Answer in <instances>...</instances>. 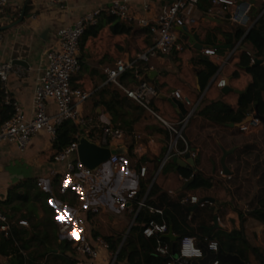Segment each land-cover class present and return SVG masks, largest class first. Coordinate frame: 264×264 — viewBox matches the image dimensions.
Here are the masks:
<instances>
[{"label": "crops", "instance_id": "crops-1", "mask_svg": "<svg viewBox=\"0 0 264 264\" xmlns=\"http://www.w3.org/2000/svg\"><path fill=\"white\" fill-rule=\"evenodd\" d=\"M113 1L115 0H57L52 3L50 0H12L11 4L5 8L4 13L0 16V63L12 62L16 59L24 61L28 65L27 68L13 66L14 70L10 73L7 81L10 97L19 104L26 117L32 114L31 99L34 84L45 63L41 55L44 46L54 40L55 33L59 28L71 25L87 11L108 7ZM124 1L135 20L123 23L116 18L118 22L132 28L131 34L121 41L124 43V50L121 54L114 60L113 57L116 55L107 47L98 46L97 49L89 45L84 50L87 57L81 61V65L85 64L87 67L83 76L91 96L83 106L82 116L90 122L87 126L79 127L75 136L77 134L84 135L91 142L100 145L103 127L108 124L120 127L124 133L122 141L110 144V146L119 145L123 148V155L119 157L127 167L129 174L125 176L112 170L109 163L101 165L97 170L101 173L102 181L85 202L81 195L79 179L67 173L63 163L56 164L52 161V155L56 153L53 142L48 135L41 132L32 138L24 152L18 151L10 143L0 146V203L6 201L9 190L13 188H18L20 194H23L27 187L31 189L32 196L37 191L48 195V205L54 210L53 223L58 229V240L51 239L50 235L49 242L52 248L44 258L38 259V262L40 264H60L63 253L57 246L63 239L72 241L71 236L60 232L62 224L77 218L91 239L101 237L105 241L106 239H112L113 242L119 240V248L135 225L137 213L144 206L139 207V203L143 202L149 189L157 181L161 192H166L170 199H177L179 195L183 194L185 197L196 196L200 201L207 199L208 205L215 208L214 215L216 213L220 219V224H217L218 229H212L213 218L210 230L226 232L234 229L243 230L251 245L252 237L261 245L262 249L260 250L264 257V227L249 215L250 199L260 191V186L264 187L263 171L254 173L255 165L252 164L244 175L245 180H250L252 183L251 187L244 184L240 190L243 194L248 193L246 190L250 191L248 200L237 199L233 188L228 184L233 175L230 171L228 174L225 173L221 166L222 145H220L219 139L225 131L222 127L209 123L204 117L193 115L182 131L183 139L186 136L191 146L189 151L194 154V156L190 155L189 158H186L185 154L179 155L174 149L169 151L173 135L155 115L148 113L125 97L114 86L106 83L103 70L112 66L124 51L129 50L130 54L134 56L137 49H145L142 44H146L150 38L148 35H142L143 29L147 28L141 27L139 20L145 19L149 25L153 24L162 6L170 2V0ZM209 2L210 0H198L193 11L194 16L199 19L204 17ZM106 15L108 16L103 13L99 18L101 27L104 29L107 28V24L102 19ZM235 27L226 18L201 19L194 28H186V31H183L182 28L178 29L179 38L184 45L183 51L165 58H152L147 64H139L143 74L147 76L149 84L158 92L157 98L151 105L153 112L158 117L172 124L181 119V110L177 105H174L171 97V92L176 89L189 96L196 110L217 100L235 106L237 100L235 93L245 90L251 81L248 74L241 72L240 79L234 80L230 77L226 79L228 83L225 87L231 90L226 93L222 92V89L208 91V87L201 91L198 76L199 71L203 68L199 63L202 57L214 58L221 63L220 68L225 66L230 70L235 69L228 61L225 62L231 49L240 41L234 46L228 44ZM194 35L198 37V40L193 38ZM242 46L252 49L245 43ZM207 48L214 49L215 56L201 54V50ZM150 72L153 73L150 74ZM221 75L222 73L218 75V79ZM215 79H217L216 76L211 81L214 82ZM121 82L131 85L133 83L131 73L121 77ZM109 85L118 92L117 99L109 93L102 94V91ZM110 100H113L112 111L102 103L103 101L110 102ZM49 109L53 112L55 108L49 106ZM184 141L186 143V139ZM181 142L185 147L184 142ZM177 146L176 150H178ZM141 167L146 168V174L143 177L139 175ZM177 168L189 171L190 176L186 178L182 174H178ZM164 170L165 173H163ZM198 173L205 178L221 181L228 187L230 193L221 189L218 191L203 189L194 192L188 191V184ZM145 183H147V191L136 205L134 202L137 194L124 204H115L116 193L124 194L132 190L139 192L141 185ZM202 196L204 198H201ZM42 202L40 200L32 202L36 209L34 221L40 223L45 218ZM191 205L194 210L200 208L197 204ZM92 208H97L99 212L93 213ZM148 211L152 214L162 213V210L152 207H149ZM25 213L26 211L22 209L15 214V218ZM23 228L29 229L30 224L28 223V227ZM35 229L42 231L43 228L39 225ZM169 232L171 231L168 229L166 236L171 241L173 238H177L174 233L169 237ZM37 244L33 241L32 247L25 254L38 250L35 247ZM70 254L69 256L75 259L73 251ZM106 257L107 253L103 252L94 264H106ZM0 263L10 264V259L0 255ZM116 264L128 263L117 261Z\"/></svg>", "mask_w": 264, "mask_h": 264}, {"label": "built area", "instance_id": "built-area-1", "mask_svg": "<svg viewBox=\"0 0 264 264\" xmlns=\"http://www.w3.org/2000/svg\"><path fill=\"white\" fill-rule=\"evenodd\" d=\"M12 0H0V16L4 13L6 7ZM55 3L57 0H50ZM198 4V0H170L162 6L159 15L153 24H148L145 19L139 20L141 27L148 28L151 35V44L145 49H137V53L132 56L128 51H124L115 63L106 67L103 72L106 76V83L111 84L117 90L122 92L125 97L132 100L139 107L150 114L155 115L173 135L169 151L175 150L179 155L190 152L182 137V131L193 116L196 107L190 101L188 95L176 89L171 92L173 100L179 102L185 113L181 119L175 123H168L158 117L152 110L151 105L157 98L158 92L148 82L144 80L143 70L139 64H147L152 58L169 57L176 52H181L184 45L181 42L178 29L182 27L194 28L200 20L226 18L236 27L244 29L245 34L251 29L257 20L264 23V0H210L209 6L201 19L194 16L193 11ZM258 4V13L252 18V9ZM106 13L117 18L120 22H132L134 16L130 12L127 3L124 0H115L108 7L95 8L79 16L71 25L59 28L54 40L46 44L42 49L41 55L44 58V66L40 69L33 88L32 94V114L29 117L23 113L19 104L12 100L7 88V81L10 73L13 72L11 62L0 63V88L2 90L1 103L13 108V114L0 124V146L3 144H13L20 152H24L28 144L37 134L43 132L49 136L53 142L56 136V129L65 121H71L78 127L87 126L90 120L82 116L84 104L89 100L91 93L79 88H73L71 78L81 67L80 42L82 35L87 27L95 26L99 17ZM130 46L131 43H130ZM246 52L254 62L252 49L241 45V40L231 49L225 62L229 61L235 51ZM201 54L206 56H215V50L212 48L202 49ZM131 73L133 83L125 85L121 82V77ZM220 71L216 73V77ZM218 89L226 86V79L220 77L216 84ZM49 106H54V111H50ZM263 122L256 117L255 112H251L248 117L238 125L239 131L243 135L258 133L262 128ZM85 137L77 134L75 140L60 152L52 155V161L56 164L63 163L65 171L77 177L80 181L81 195L86 202L97 185L102 181L101 173L95 169L91 170L84 167L77 156V147L79 139ZM124 133L118 126L107 125L102 128L100 146H110V144L122 141ZM88 139V138H87ZM181 140L185 147L183 151L176 150L177 142ZM113 146V145H112ZM194 156V154L190 153ZM109 164L112 170L127 176L129 171L118 155H112L109 158ZM146 168L141 167L139 175L144 176ZM137 194L132 190L124 194L116 193V205L124 204L130 201ZM181 204L190 203L204 207L209 204L206 201H200L196 196L189 199L183 198ZM143 202L139 203V207ZM93 213H98L97 208H92ZM217 224L220 219L217 217ZM19 226L28 227V222L21 220ZM10 224L8 219L0 213V233L8 235ZM60 232L71 236V249L75 256V264H94L98 261L103 252L107 253L106 264H116L117 254L122 244L116 252H110L107 241L101 237L91 239L82 223L77 218L65 222L60 227ZM168 228L165 223H157L154 220L149 221L142 229V235L146 238L154 236H166ZM215 244V247L212 245ZM218 243L211 240L207 246L202 249L196 245L195 239L190 236H184L179 241L178 253L175 258L168 259L166 264H192L193 261H201L206 253H210L212 258L201 264H220L218 257ZM199 250V255L195 254ZM156 252L161 257L169 254L167 245L159 244Z\"/></svg>", "mask_w": 264, "mask_h": 264}, {"label": "trees", "instance_id": "trees-1", "mask_svg": "<svg viewBox=\"0 0 264 264\" xmlns=\"http://www.w3.org/2000/svg\"><path fill=\"white\" fill-rule=\"evenodd\" d=\"M258 13V4H255L252 9V18H255ZM100 18V17H99ZM106 27H101V22L95 26L87 27L82 35L80 42V58L83 61L87 56L84 50L90 46L97 48L98 46L107 47L111 50L116 57L124 50L123 39L128 37L132 28L129 25L118 22L113 16H104ZM142 35L150 37L149 29H143ZM148 39L146 44H142L143 48H147L151 44ZM239 40L241 45L248 44L252 48L254 62L251 64V59L246 52L235 51L230 60L228 61L234 70L221 67V63L210 57H202L199 63L203 67L199 71V84L201 91L208 87V91L218 89L216 84L217 79L212 82L216 73L220 71L225 79H240L242 73L245 72L251 77L245 90L241 93H235L237 100L235 106H231L224 101H212L202 107L200 110H195L193 115L204 117L209 123L222 127L223 135H220V145H222L221 152L227 151L224 163L228 171L233 175L229 181V186L233 188V193L237 199L248 200V193L243 194L240 190L244 184L251 187L250 180H245V173L254 164V173L263 171L264 176V122L262 130L259 133L251 134L245 137L238 129V125L242 123L251 112L257 113L264 119V23L262 20H257L251 29L245 34L244 29L235 27L234 33L230 37L228 44L234 46ZM216 52V51H215ZM87 70L85 64H82L79 71L71 78V85L73 88H82L90 92L87 88L84 71ZM145 75V74H144ZM220 75V74H219ZM144 80L148 83L147 76ZM109 85L106 87L102 94L109 93L113 98H118V92L111 88ZM207 91V93H209ZM206 93V94H207ZM2 90L0 88V124L6 121L13 114V108L1 103ZM208 95V94H207ZM113 100L110 102L103 101L104 106L112 111ZM192 118V117H191ZM190 118V119H191ZM79 131V127L74 125L71 121H65L56 129V136L53 141V148L56 152L62 151L71 142L75 140L74 136ZM187 148L191 146L187 141ZM178 150L183 151L184 145L181 141L178 142ZM191 150V149H190ZM201 152V151H200ZM201 156V155H200ZM199 158L198 163H199ZM166 169V168H164ZM165 173V170L163 171ZM177 173L182 174L188 178L190 172L182 168H177ZM242 176H238V175ZM239 178V180H238ZM147 183L141 185V189L137 192L135 198V205L144 197L147 191ZM259 186V185H258ZM198 189L203 190H224L226 193L229 189L221 181H216L211 178H205L202 174H195L188 184L187 190L194 192ZM254 197L250 199L249 215L259 222L264 227V187H259ZM31 189L27 187L20 194L18 188L9 190L8 198L4 203H0V213H2L9 221L10 229L7 236L0 233V255L10 259V264H40L38 259L44 258L52 248L49 242V237L57 241V226L53 223L54 210L48 205V195L43 192H35L33 196L30 193ZM230 193V192H229ZM166 192H161L157 181L153 183L147 195L143 200V207L136 215L135 225L131 228L128 237L123 242L117 254V261H126L128 264H166V261L175 258L178 253L179 241L184 236H190L195 239V243L200 248L204 249L207 243L211 240H216L218 243V255L221 256H237L244 264H250L251 256L258 264H264V257L262 251L258 247H253L244 235L243 230H232L226 232L223 230H210L213 223L215 208L206 204L204 207L194 210L193 205L190 203L181 204L180 200L185 195H179L177 199H170ZM201 198H204L202 196ZM218 200L217 198L213 197ZM37 200L43 201L42 208L44 209L45 218L43 222L34 221L36 216V209L34 203ZM152 207L157 210H162L161 214L149 213L148 208ZM25 210V214H21L18 218L16 213ZM24 220L30 224V228L26 229L18 225V222ZM154 220L157 223H165L167 228L177 236L176 241H171L167 236H154L146 238L142 235V229L149 221ZM211 223V224H206ZM42 226V231H36L35 228ZM106 239L109 244L110 252H116L119 240L111 241ZM38 243L33 253H26L32 242ZM167 245L169 247V254L166 257H161L157 254V246ZM72 241L66 239L61 240L57 246L63 253L60 264H75V259L70 257ZM41 246V248H40ZM41 249V250H40ZM69 253V254H68ZM71 255V254H70ZM1 264V263H0ZM220 264H231L222 263Z\"/></svg>", "mask_w": 264, "mask_h": 264}, {"label": "water", "instance_id": "water-1", "mask_svg": "<svg viewBox=\"0 0 264 264\" xmlns=\"http://www.w3.org/2000/svg\"><path fill=\"white\" fill-rule=\"evenodd\" d=\"M182 30L183 31H186V27H182ZM196 40H198L197 36L194 35V37ZM11 64L13 66H21V67H25L27 68L28 65L26 62L24 61H21V60H13L11 62ZM153 72H150V74H152ZM228 83V81L226 80V84ZM231 91L230 89H228V87H224L222 88V92L226 93V92H229ZM238 93H241V91H237ZM174 102V105H177L180 110H181V113L182 115L185 113V110L183 108V106L173 100ZM256 117L259 118L262 122H264V119L262 117H260L257 113H256ZM190 153L191 152H187L185 154V157L186 158H189L190 157ZM228 154L227 151H224L223 152V156L221 158V166H222V169L225 173L228 174V170L225 166V163H224V160H225V157L226 155ZM112 155H118V156H121L123 155V148L120 147L119 145L117 146H100V145H97L93 142H91L90 140H88L87 138L85 137H81L79 139V143H78V147H77V156H78V161L86 168L88 169H91V170H95L97 169L98 167H100L101 165H104V164H108L109 163V158L110 156ZM207 199H205L204 201H206ZM194 208H196V206H194ZM217 216H216V213L214 215V225L212 227V229H218V225H217ZM169 237L172 236V232H169ZM177 238H173V241H176ZM212 258V255L210 253H206V256L203 260L201 261H193L192 264H201L203 262H207L209 261L210 259ZM222 263H231V264H244L243 262H241L239 260V258L237 256H221V255H218L217 257Z\"/></svg>", "mask_w": 264, "mask_h": 264}, {"label": "rangeland", "instance_id": "rangeland-1", "mask_svg": "<svg viewBox=\"0 0 264 264\" xmlns=\"http://www.w3.org/2000/svg\"><path fill=\"white\" fill-rule=\"evenodd\" d=\"M261 131V130H260ZM259 133V132H258ZM251 239V238H250ZM251 243H252V245H254V246H256V247H258L259 249H262L261 248V245L260 244H258V242H256L255 241V239L252 237V239H251V241H250ZM251 262H250V264H258L255 260H254V257L253 256H251Z\"/></svg>", "mask_w": 264, "mask_h": 264}, {"label": "clouds", "instance_id": "clouds-1", "mask_svg": "<svg viewBox=\"0 0 264 264\" xmlns=\"http://www.w3.org/2000/svg\"><path fill=\"white\" fill-rule=\"evenodd\" d=\"M212 246L215 247V244H213ZM195 254H196V255H199V254H200V253H199V250H195Z\"/></svg>", "mask_w": 264, "mask_h": 264}]
</instances>
